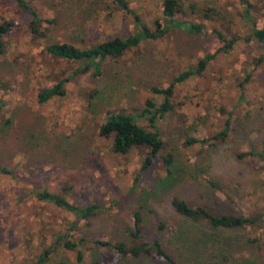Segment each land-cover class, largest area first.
Wrapping results in <instances>:
<instances>
[{
    "label": "rangeland",
    "instance_id": "rangeland-1",
    "mask_svg": "<svg viewBox=\"0 0 264 264\" xmlns=\"http://www.w3.org/2000/svg\"><path fill=\"white\" fill-rule=\"evenodd\" d=\"M23 1L25 8L0 0V16L16 23L0 55V168L9 171L0 174V264H33L72 221H77L76 240L82 238L81 264H169L124 256L96 243L129 249L155 240L173 264H264V217L245 228L213 230L172 207L177 198L215 215H264V62L256 65L264 45L251 37L252 24L242 17L240 3L178 0L184 22L204 26L199 35L173 26L160 39L107 58L94 76L93 68L80 72L86 62L69 64L44 48L54 42L84 48L132 36L140 24L154 27L162 0H127L140 24L110 0ZM252 2L260 20L264 0ZM34 14L51 22L44 25V37L31 34ZM214 30L238 42L201 75L175 87L174 110L157 125L164 149L141 174L148 150L115 153L112 136L100 135L101 125L122 112L148 126L138 115L147 101L159 105L163 100L154 89L167 88L179 73L194 70L205 54L214 53ZM63 78H69L65 96L39 103V94ZM227 119L223 142L186 145L188 139L222 131ZM242 153L253 156L237 158ZM168 154L176 168L167 176L163 158ZM38 190L77 207L95 206V215L80 221L37 200ZM135 213L142 216L137 237L131 235ZM46 264L78 262L75 251L59 244Z\"/></svg>",
    "mask_w": 264,
    "mask_h": 264
},
{
    "label": "trees",
    "instance_id": "trees-1",
    "mask_svg": "<svg viewBox=\"0 0 264 264\" xmlns=\"http://www.w3.org/2000/svg\"><path fill=\"white\" fill-rule=\"evenodd\" d=\"M17 5L20 7H26V2L23 0H15ZM242 6V17L249 23L252 24L251 37L256 40V42L264 45V7L260 11L261 18H257L258 6L253 3L252 0H236ZM110 3L115 5V7L131 15L132 18L135 12L128 7L127 0H110ZM134 13V14H133ZM185 13L183 6L178 0H162L160 3V18L156 19L154 22V27L144 26L139 23L136 15L134 16V23H139L141 29H139L136 34L120 38L116 37L111 40H105L95 45H89L88 47L79 48L75 47L73 44L68 42H54L47 45L44 50L56 58L66 61L69 64H76L78 62H86L84 67H80L81 73H88L92 68L94 69L92 75L101 74V65L109 57H120L122 54L132 48H136L142 41L145 40H157L162 38L167 34L169 29L173 26L179 29L185 30L190 35H199L204 26L198 23H186L183 20ZM260 21V22H259ZM51 22L39 19L36 14H34L33 20L29 24L31 34L34 37H44L47 25ZM261 23V28L258 27ZM16 23L14 21H9L0 16V55L4 52L5 40L8 35L13 31ZM42 27V30H41ZM205 29V28H204ZM214 33L218 40V46L214 53H207L198 61L197 66L194 70L183 71L175 77L170 85L164 89H154V93L163 95V100L159 105H156L152 101L146 102V108L139 112L138 116L146 118L148 126H141L135 117L127 115L122 112L114 113L106 118V122L100 127V135L109 138L112 136V148L115 153L127 154L133 148L143 147L148 150V155L142 163L140 168L141 174L148 169L153 162V159L158 156V154L164 149L165 142L161 136V132L158 128V123L162 122L166 116L174 110V105L172 98L174 95V89L178 84L185 82L193 76L201 75L207 65L215 59V57L220 53L230 52L238 42L237 37L226 38L220 31L214 30ZM264 62V56L259 58L257 61V66ZM249 76H246L248 79ZM69 82V78H63L58 82V84L53 87L43 90L38 97L39 103H45L53 97H64L66 94L65 85ZM137 116V117H138ZM226 128L217 134L209 137L207 139H188L186 145L200 144H210V146L215 147V142H223L229 131L230 120L227 119ZM253 156L252 153H242L238 154L237 158H243L247 156ZM163 163L165 166L167 176L172 174V168L175 167V161L171 154L166 155L163 158ZM177 169H175V172ZM0 174L8 175L9 171L5 168H0ZM166 176V177H167ZM210 182V186L214 187L216 184ZM35 197L40 202L54 205L57 209H62L67 212L75 214L78 220L86 221L91 216L95 215V206L90 207H77L66 202L64 199L50 194L46 190L35 191ZM172 207L174 211L181 217L187 219L192 223H206L213 230H233L245 228L246 226H252L264 217L263 214L258 216H242V215H215L211 213L206 208L197 206L191 207L184 200H179L177 198L173 199ZM133 227L134 232L131 233L132 236L137 237L142 231V216L140 213H135L133 216ZM77 221H72L63 233L57 232L54 236L53 243L50 244L48 248L42 250V253L36 257L33 264H46L54 249L61 244L67 251H75L76 261L78 264L82 262V253L78 249L81 243V239L76 240V234L74 232L77 230ZM253 242V241H252ZM100 246L110 248L131 258L145 257L153 261H166L169 264H173L170 256L163 249L162 245L158 241L145 242L139 246H135L127 249L122 244L111 243L107 241L96 242Z\"/></svg>",
    "mask_w": 264,
    "mask_h": 264
}]
</instances>
